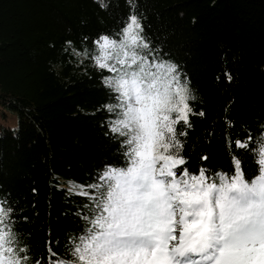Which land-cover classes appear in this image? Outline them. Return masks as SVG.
Instances as JSON below:
<instances>
[{
    "label": "trees",
    "instance_id": "obj_1",
    "mask_svg": "<svg viewBox=\"0 0 264 264\" xmlns=\"http://www.w3.org/2000/svg\"><path fill=\"white\" fill-rule=\"evenodd\" d=\"M133 13L150 45L142 54L149 63L176 64L197 97L189 101L196 115L182 138L186 167H203L209 181L230 179L236 158L245 179L259 175L264 0H0V103L18 115L16 126L0 128V200L15 209L14 230L30 264H47L50 241H59V257L71 259L69 240L91 227L77 213L94 219L92 202L69 192L68 181L87 188L108 166L125 167L124 138L110 132L106 121L115 117L102 109L116 103L102 83L114 73L83 52L98 55L93 42L120 36ZM249 134L251 151L236 148Z\"/></svg>",
    "mask_w": 264,
    "mask_h": 264
},
{
    "label": "snow or ice",
    "instance_id": "obj_2",
    "mask_svg": "<svg viewBox=\"0 0 264 264\" xmlns=\"http://www.w3.org/2000/svg\"><path fill=\"white\" fill-rule=\"evenodd\" d=\"M101 6L105 7L103 3ZM143 32L138 15L133 13L120 36L110 39L103 35L93 42L98 55L91 57L88 49L83 52L99 69L114 73L102 83L116 94V103L102 105V109L115 117L106 121L110 132L124 138L121 147L127 149L123 153L125 167H109L98 174V182L87 188L80 185V191H75L92 202L90 212L95 218L77 213L91 227L69 240L65 248L69 260L53 251V243L58 246L59 241H50L47 264H264V151L259 154V175L255 179H245L247 171H241L236 158L235 175L230 179L220 175L209 181L203 167H186L190 162L183 154L186 140L182 138L192 127L190 116L196 115L189 101L197 97L187 78L182 81L176 64L149 63V56L142 54L150 49ZM141 62L151 74L167 80L169 88L174 86L177 97L184 98L183 105L177 106L182 110L172 113L174 138L163 157L158 154V136L166 106L157 107L153 102L148 108L139 99L135 106L131 103L137 87L143 94L146 81L133 83L125 70L135 69ZM131 75L134 77L135 71ZM198 115L203 117L205 113ZM226 124L232 127L230 121ZM179 125L184 130L178 131ZM225 142L231 148L233 141L228 135ZM254 143L251 134L246 141L234 142L236 148L249 151V144ZM175 148L181 151L175 152ZM207 159L201 157V161ZM68 183V191L73 192V181ZM14 216L15 209L7 200H0V264H30L29 248L20 246L22 241L14 230Z\"/></svg>",
    "mask_w": 264,
    "mask_h": 264
},
{
    "label": "clouds",
    "instance_id": "obj_3",
    "mask_svg": "<svg viewBox=\"0 0 264 264\" xmlns=\"http://www.w3.org/2000/svg\"><path fill=\"white\" fill-rule=\"evenodd\" d=\"M129 55H132L131 49L129 50ZM136 55H139V51L136 52ZM125 71L129 75L133 83L138 79L146 81V87L144 88L143 94H139L140 89L138 87L135 89L137 95H135L131 100L133 106H135L136 101L139 99L143 100L145 102L144 106L148 108H151L153 102L156 103L157 107L166 106L167 108V111L163 113L164 118L160 121L159 124L160 134L158 136V154L163 157L164 152L170 151V145L174 138L172 135V124L174 123V121L172 120V113L178 110H182L177 106L183 105L184 98L183 96L177 97L175 92L173 91L174 86L173 88H169L168 81L159 76L151 74L149 68L144 65L143 62L137 64L135 69H126ZM133 71H135L136 73L134 77L131 75ZM141 73H143V76H141ZM113 87H116L115 80H113ZM129 95H132V93H129ZM188 98L192 99V96L189 95ZM113 107L115 108L116 106ZM129 135L131 136L132 133H129ZM180 151V148H175V152ZM204 157L207 156L205 155ZM157 171H159V169ZM159 183L160 182L158 181L157 186L159 185ZM81 187L82 186L77 185L73 182L72 191L75 192L78 189L80 190ZM205 195H207V193H205ZM69 264H71V262H69Z\"/></svg>",
    "mask_w": 264,
    "mask_h": 264
},
{
    "label": "rangeland",
    "instance_id": "obj_4",
    "mask_svg": "<svg viewBox=\"0 0 264 264\" xmlns=\"http://www.w3.org/2000/svg\"><path fill=\"white\" fill-rule=\"evenodd\" d=\"M18 123V115L15 110L7 105L0 103V128L3 125L16 126Z\"/></svg>",
    "mask_w": 264,
    "mask_h": 264
}]
</instances>
